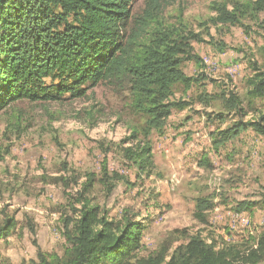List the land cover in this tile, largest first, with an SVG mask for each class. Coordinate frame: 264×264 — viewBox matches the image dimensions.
<instances>
[{
	"label": "rangeland",
	"instance_id": "rangeland-1",
	"mask_svg": "<svg viewBox=\"0 0 264 264\" xmlns=\"http://www.w3.org/2000/svg\"><path fill=\"white\" fill-rule=\"evenodd\" d=\"M247 1L160 0L161 24L202 39L192 42L201 69L193 62L182 68L187 75L205 74L202 82L211 98L198 101L202 89L196 85L186 93L176 87L173 98L191 104L173 111L162 135L151 133L154 168L149 176L139 173L123 153L132 144L131 130L142 119L129 106L128 92L108 81L80 99L21 100L0 111V222L3 217L16 220L0 239V264H40L38 249L48 259L61 257L67 246L66 224L76 216L82 193L109 218L127 214L144 226L137 256L166 241L172 247L184 242L173 230L186 229L200 232L207 241L236 244L235 264H251L246 253L264 230V208L237 211L235 206L264 197V138L245 130L222 146L212 144L216 131L254 118L259 107L247 103L245 92L251 65L260 60L264 11L245 13L235 25L216 20L219 5L231 10ZM145 2L132 0L133 16L142 13ZM228 90L243 99V114L224 109ZM218 113L224 119L217 118ZM204 157L209 166L200 163ZM104 169L128 184L114 181V189L107 192L101 179ZM199 197L212 204L205 222L194 217Z\"/></svg>",
	"mask_w": 264,
	"mask_h": 264
},
{
	"label": "trees",
	"instance_id": "trees-1",
	"mask_svg": "<svg viewBox=\"0 0 264 264\" xmlns=\"http://www.w3.org/2000/svg\"><path fill=\"white\" fill-rule=\"evenodd\" d=\"M131 3L132 0H0V111L21 100L35 103L80 99L97 84L108 81L128 92L129 106L142 119V124L131 130L132 144L123 153L139 173L149 176L154 168L151 133L162 135L173 111L191 104L189 100L173 98L176 87L180 86L183 93L195 85L200 87L197 99L204 103L211 95L206 94L203 72L187 75L182 68L185 62H193L197 70L201 69V58L192 42L202 39L194 32L184 34L161 24L160 0H146L142 13L135 16ZM251 11H264V0L234 4L231 10L219 5L216 20L235 25ZM259 27L260 60L251 62L245 92L249 105L259 103L256 116L216 131L212 139L215 147L245 130L264 138V16ZM242 102L236 92L228 90L223 106L228 112L243 114ZM216 117L224 119L222 113ZM200 163L210 165L205 157ZM101 179L107 192L114 189V181L128 184L116 172L108 175L106 169ZM90 185H85V192ZM78 201L76 216L66 224L67 246L62 256L48 259L37 248L40 264H235L238 258L236 244L213 238L207 241L200 232L189 233L186 229L173 230L184 242L172 247L166 241L148 255L137 256L136 251L143 245L142 224L127 214L120 219L109 218L84 193ZM256 206L264 208V197L242 200L235 209ZM211 207L209 199L197 198L194 217L205 222ZM15 225L13 217H3L0 239ZM246 254L251 264L264 259V230Z\"/></svg>",
	"mask_w": 264,
	"mask_h": 264
}]
</instances>
